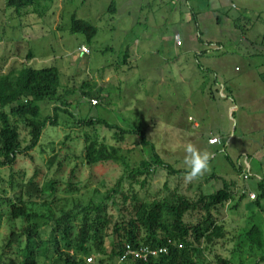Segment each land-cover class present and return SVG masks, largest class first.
<instances>
[{
    "label": "rangeland",
    "instance_id": "374dc122",
    "mask_svg": "<svg viewBox=\"0 0 264 264\" xmlns=\"http://www.w3.org/2000/svg\"><path fill=\"white\" fill-rule=\"evenodd\" d=\"M73 17L97 28L91 42L85 34L72 32ZM83 45L90 54L81 53ZM30 52L33 60L28 62ZM22 64L59 70V100L40 107L44 118L52 117L55 107L64 112L57 110L58 125L46 127L33 152L19 157L14 168L0 169V255L9 231L8 201H15L29 179L36 176L41 184L59 181L56 197L72 207L73 200H100L124 176L117 163L91 170L85 138L125 150L132 147L129 139L138 143L140 136L127 135V143H118L114 131L80 127V120L102 119L127 130L140 129L154 144L167 168L156 165L149 149L142 152L153 160L151 175L140 177L147 183L135 184L133 190L145 202L173 193L190 199L214 194L224 181L238 182L235 195L245 187L261 194L256 178L251 174L245 181L236 168L248 157L253 172L264 173V0H49L21 14L0 0V71ZM231 80L239 82L245 95L236 104L222 99L217 85L230 86ZM83 84L97 85L100 98L95 87L91 90L96 96L85 97ZM93 99L100 105L91 106ZM212 136L220 144L211 146ZM189 142L213 153V159L210 172L186 183L184 146ZM75 167L73 185L80 192L67 194ZM128 188L125 181L123 192ZM249 199L226 209L227 237L216 248L233 264H257L264 256V248L251 246L245 236L258 226L264 238V202L260 209ZM52 200L47 194L35 208L47 212L43 201ZM110 209L118 214L112 205ZM198 219L194 216L192 222ZM23 225L21 219L16 221L19 230ZM99 257H86V264H98ZM205 259L204 264H216L212 257ZM3 261L21 264L20 251L14 248ZM39 264L48 262L41 258Z\"/></svg>",
    "mask_w": 264,
    "mask_h": 264
},
{
    "label": "trees",
    "instance_id": "16d2710c",
    "mask_svg": "<svg viewBox=\"0 0 264 264\" xmlns=\"http://www.w3.org/2000/svg\"><path fill=\"white\" fill-rule=\"evenodd\" d=\"M45 1L49 0H6V4L21 14L31 7L37 9ZM110 11L115 13L116 5L112 4ZM236 27L241 29L238 23ZM71 30L73 33L85 34L88 42L97 35L96 27L75 17ZM199 40L202 41L200 35ZM32 60L30 52L27 61ZM60 86V72L56 67L35 69L22 64L19 68L12 66L5 73L0 71V169L14 168L19 157L28 156L38 147L48 125H58L56 112L63 110L55 107L54 115L44 118L40 103L57 102ZM82 87L88 90L83 93L85 97L90 99L96 96L89 85L83 84ZM98 96H101L100 92L96 96L100 98ZM90 104L93 106L91 101ZM77 124L88 128L101 126L114 131L118 143H127V135L140 136L138 143L135 139H129L133 141L130 144L132 147L125 150L117 146L108 148L88 135L85 138V160L91 170L117 163L124 169V176L100 200L90 199L86 204L82 200H73L72 207L68 200L56 197L59 181L41 184L36 176L29 179L20 186L21 192L15 201H8L9 231L0 255V264H4L3 258L10 255L14 248L20 251L21 264H39L41 258H45L48 264H86L85 258L92 255L100 256L98 264H204L206 256L212 257L216 264H233L216 248L227 237L224 223L226 209L236 208L230 206L236 194V181H224L223 189L210 195L199 194L195 199L173 193L159 201L145 202L133 190L135 184L144 187L147 183L146 180L140 182V177L151 175L153 160L145 158L142 152L149 149L156 165L167 168L145 133L140 129L127 130L102 119L80 120ZM120 151L124 153L120 155ZM242 166L243 162L239 161L236 168L239 176L243 171ZM77 168L73 169L67 182V194L80 192L73 185ZM175 172L171 170V173ZM125 181L129 184L127 193L123 192ZM258 188L261 194L256 196L255 204L261 209L264 181L258 184ZM47 194L53 200L43 201L47 212L40 213L35 208L37 200H42ZM246 194V191L241 194L242 199ZM111 205L117 210V215L111 213ZM196 215L199 219L192 222ZM18 219L24 223L21 230L16 227ZM245 236L251 246L264 248L260 227L253 226ZM128 245L133 249L167 247L168 253L158 258L151 257L148 261L129 257L120 262ZM180 245L182 248H179ZM262 263L264 256L257 264Z\"/></svg>",
    "mask_w": 264,
    "mask_h": 264
},
{
    "label": "clouds",
    "instance_id": "9594fccd",
    "mask_svg": "<svg viewBox=\"0 0 264 264\" xmlns=\"http://www.w3.org/2000/svg\"><path fill=\"white\" fill-rule=\"evenodd\" d=\"M210 143H216V140L214 139ZM184 152L183 163L186 168L184 180L186 183H191L210 172L213 153L201 150L191 142L184 146Z\"/></svg>",
    "mask_w": 264,
    "mask_h": 264
},
{
    "label": "built area",
    "instance_id": "2783aa9c",
    "mask_svg": "<svg viewBox=\"0 0 264 264\" xmlns=\"http://www.w3.org/2000/svg\"><path fill=\"white\" fill-rule=\"evenodd\" d=\"M178 40V45L181 44V41L179 39ZM81 53L84 54H89L90 51L87 49V47L83 46L81 48ZM91 103L93 106H96L99 104V101L97 99H93L91 100ZM216 140V143H210V141L212 140ZM209 143L210 144H218L219 140L217 138H213L210 139ZM249 163L248 160L246 159L245 162H243V171L241 176L243 177V179L245 181L250 179V174H249ZM246 191V190H245ZM244 191H242L243 193ZM249 198L251 201H255L256 200V195L250 193L249 194ZM179 248H182V246L180 245ZM168 253V248L164 247V248H160V249H151L149 247H140L138 249H133L131 246H127L126 247V251L125 254L121 257L120 262H124L126 261L129 257H133L135 260H144V261H148L149 258L153 257V258H158L161 255L167 254ZM89 262H92V259H88Z\"/></svg>",
    "mask_w": 264,
    "mask_h": 264
},
{
    "label": "crops",
    "instance_id": "0c3cea01",
    "mask_svg": "<svg viewBox=\"0 0 264 264\" xmlns=\"http://www.w3.org/2000/svg\"><path fill=\"white\" fill-rule=\"evenodd\" d=\"M177 39H179V37L178 36H176L175 38H174V40H175V42L176 43H178V41H177ZM249 75V74H248ZM262 77V79H264V74L261 76ZM239 83V82H238ZM238 83H235L234 82V80H231V82H230V86H221V84L220 83H218L217 82V85H218V87H220V89H222V99H229V98H231L232 99V102H239L240 100H243L244 99V97H245V95L240 91V84H239V86H238ZM92 88H96L97 87V85H92L91 86ZM229 87V88H228ZM238 87V88H237ZM96 90L98 91V92H101L100 91V89H97L96 88ZM188 101V100H187ZM189 103H191V100H189L188 101ZM236 104V103H235ZM192 106V105H191ZM202 108V107H201ZM231 111L232 110H230V113H231ZM242 129L244 130V133H241V135L242 136H245L246 134H247V130L245 129V128H243L242 127ZM211 138H215L214 136H212ZM210 138V139H211ZM210 144V143H209ZM211 146H216V145H218V144H214V145H212V144H210ZM247 159V158H246ZM248 163H249V167H250V169H249V174L251 175L252 174V176L253 177H255L256 178V180H257V182H258V184L261 182V181H264V173H256V172H253V169L251 168V164H250V162H249V159H248ZM242 168H243V166H242ZM240 177H242V176H239V178ZM238 183V182H237ZM258 186V185H257ZM237 187H238V185H237ZM246 189V192H247V194H246V196H245V198H243L242 199V196H241V194H237V195H235L234 196V198H235V203L234 204H231L230 206H236V208H237V206H239L240 204H242L243 202H244V200L246 199V198H248V196H249V194L250 193H252V194H255L256 196H257V194L255 193V192H252V191H249V188H244L243 190H245ZM242 190V191H243ZM233 198V199H234ZM250 200V199H249ZM251 201V200H250ZM253 203V204H252ZM251 205H256L255 204V201H251V203H250Z\"/></svg>",
    "mask_w": 264,
    "mask_h": 264
}]
</instances>
